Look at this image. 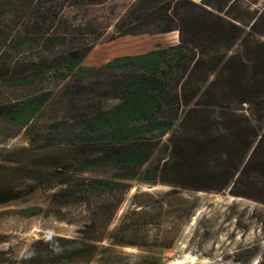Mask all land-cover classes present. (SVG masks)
<instances>
[{
	"label": "trees",
	"instance_id": "trees-1",
	"mask_svg": "<svg viewBox=\"0 0 264 264\" xmlns=\"http://www.w3.org/2000/svg\"><path fill=\"white\" fill-rule=\"evenodd\" d=\"M108 1L0 0V86L14 93L0 94L6 135L24 132L33 147H66L78 155L70 162L56 158L50 170L39 171L38 177L49 176L46 181H60L48 206L16 212L67 220V207L86 204L93 215L77 237L38 240L22 264H110L105 233L133 180L157 182V172L145 167L158 148L170 177L164 183L176 185L177 177L204 165L208 152L227 156L217 167L223 188L254 167L264 176V159L256 158L264 133L256 131L254 119H261L253 110L264 102V49L250 45L249 32L236 23L241 18L208 0H135L115 21V37L178 31L179 42L84 65L104 34L94 24L99 19L86 16ZM234 46L239 51L222 67L221 79L198 98L182 92L185 79L212 51L231 52ZM109 100L116 103L108 105ZM244 103L248 115H237ZM211 113L219 119L216 137L203 129ZM248 136L245 156L236 158Z\"/></svg>",
	"mask_w": 264,
	"mask_h": 264
},
{
	"label": "rangeland",
	"instance_id": "rangeland-1",
	"mask_svg": "<svg viewBox=\"0 0 264 264\" xmlns=\"http://www.w3.org/2000/svg\"><path fill=\"white\" fill-rule=\"evenodd\" d=\"M134 1L110 0L91 8L86 18H98L94 24L104 29V34L96 40L84 65L100 66L116 56L143 53L179 42L178 31L115 37V21ZM192 1L200 3L202 0ZM208 2L231 17L241 18V22L236 23L249 32L250 45L264 49V0ZM238 51V46L231 52L212 51L195 74L185 79L180 87L182 92L200 97L213 80L225 75L222 67ZM208 68H213L211 73ZM260 75L264 76L263 70ZM262 91L264 100V89ZM2 93L14 96L5 86H0ZM114 103L115 100L107 102L108 105ZM254 106V115L261 119H254V125L262 134L264 102ZM241 108L236 114L248 115L249 104L244 103ZM218 120L216 114L211 113L204 121L203 129L212 130L213 137L217 136ZM205 135L208 137V131ZM257 138L246 159L256 146ZM251 141L252 136H248L245 150L237 151L236 158L245 156ZM219 155L208 152L204 165L191 174L177 177L178 183L173 185L164 183L170 177L163 168L164 152L158 148L145 167L157 172V182L133 180L131 190L105 233L103 246L112 249L108 256L110 264H264L262 171L254 167L236 185L232 182L223 188L225 179L219 175L217 167L224 164L227 156ZM257 155L256 158L264 159V143ZM74 156L75 151L66 147L47 148L42 143L33 147L30 136L24 132L8 137L0 123V264H22L29 248L44 236L77 237L91 221L92 210L86 204L67 207L64 210L67 220L42 215L25 217L16 212L29 206H48L55 189L61 186L60 181H46L49 176L38 177L39 171L50 170L56 158L70 162L78 155ZM220 187L223 189H218ZM9 195L14 196L13 199L3 201Z\"/></svg>",
	"mask_w": 264,
	"mask_h": 264
}]
</instances>
